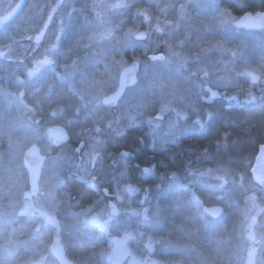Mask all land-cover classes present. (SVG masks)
<instances>
[{
  "label": "rangeland",
  "instance_id": "rangeland-1",
  "mask_svg": "<svg viewBox=\"0 0 264 264\" xmlns=\"http://www.w3.org/2000/svg\"><path fill=\"white\" fill-rule=\"evenodd\" d=\"M39 1L36 4L35 0H0V19L15 11L4 23L11 21L21 9L20 5L22 7L26 2L25 8L28 10L20 14V22L27 30V42L22 41L25 45H21L25 52L32 54L31 59L20 60L18 65L24 67V82L21 80L23 89L21 86L18 89L10 88L6 84L0 86V264H22L34 259L39 260L40 264H58L48 249L50 240L43 246L35 240L23 238L22 231L29 221H32L31 229L39 226L41 235L45 233V228H51L55 237L62 242L65 240L66 245L75 250L73 254H78L80 264H94L96 255L104 263L106 255L112 252V239L122 235L128 237L130 257L141 259L143 264L151 260L169 264V255H175L177 248L186 250L189 264H264V197L260 195L264 189L245 196L238 220L220 239L201 237L185 226V222L173 221L169 214L176 210V200L171 203L172 207L147 203L148 191L145 189L133 194L121 191L122 201L116 207L118 215L110 221L107 215L110 211L107 207L109 200H96L93 205L82 207L78 213H65L56 196L70 164L79 163L83 175L80 178L90 174L88 159L91 148L96 145L99 153L104 139L109 135L122 138L126 131L140 129L143 132L139 136L151 138L150 144H167L177 141L185 133L202 129L199 126L192 128L196 120H201L205 127L219 109L228 107L226 104L231 103L229 108L237 104L251 106L260 101L264 104V27L254 31L237 29L233 25L220 26L213 18L203 17L200 20L189 16L187 7L181 16L179 8L187 3L186 0H124L131 4L126 9L111 7L121 0ZM213 2L201 0L200 4L205 5L204 10L209 7L214 15H218L210 7ZM218 2L221 8L227 9L222 6L221 0ZM57 4L63 7L57 8ZM150 6L157 8L156 13H151ZM53 8L56 10L53 11ZM138 9L147 11L150 20L145 21L137 16ZM157 21L161 26L167 22V35L155 31ZM47 22L50 25L45 32ZM129 29L135 33H145V38L140 40L135 35L130 36ZM109 30L111 35H105ZM41 36L42 41H38L37 38ZM72 41L75 42L71 46L69 43ZM69 45L74 50L63 55V63L52 79L67 86L79 98L82 106L91 107L90 112H97L102 105V97L116 89L120 71L132 60L139 61L137 83L126 89L117 104L106 106L111 117L105 126L93 123L94 126L89 128L85 126L87 122L83 121L80 134L88 138V142L84 151L76 157L77 162L67 146L59 145V141L48 135L47 126H43L38 118L44 108L38 96L48 97L56 90L54 83H43L48 78V66L59 60L64 46ZM170 48L180 54L179 60L158 62L151 59L159 55L170 56ZM4 55L0 51V58ZM45 60L49 62L40 63ZM28 72H33V75L29 76ZM248 72H254L261 78L253 83L251 77L244 74ZM17 74L20 75V72ZM245 81L249 84L246 91ZM29 86L33 91L27 94ZM205 86L217 89L226 104L217 99L210 104L204 103L202 98L208 95ZM165 101H170V105L161 112ZM54 108L64 111L62 106ZM79 109L73 110L76 115ZM177 112L185 115L178 117ZM209 113L212 115L209 116ZM76 115L71 116V121L77 120L79 115ZM157 117L160 119L157 120ZM170 122H176V127L170 128ZM97 128L101 131L97 132ZM97 141L102 143L97 145ZM32 143L40 146L46 158L41 168L39 192L26 198L25 193L30 191L22 158ZM259 149L264 151V144ZM120 152L127 153L123 149ZM92 165L94 167L95 164ZM195 170L194 177L190 179L193 184L211 176L200 168ZM227 180L226 174L213 175L211 185L219 192L217 198L225 199ZM125 187L122 185L120 189ZM191 197L201 202L197 194ZM26 203L30 209L25 221H21L19 211ZM89 208L93 209L90 215L82 214ZM157 210L159 222L155 223L153 218L157 216ZM98 214L102 221H109L107 227L92 219ZM144 214L148 216V222H144ZM254 215L258 218L256 236L250 240L247 231ZM88 230H99L105 238L103 247L96 249L95 254H89V257L84 239ZM78 246L85 250L79 251ZM201 250L205 251L201 253ZM197 254L202 255L201 260L193 261ZM123 264H128V259Z\"/></svg>",
  "mask_w": 264,
  "mask_h": 264
},
{
  "label": "trees",
  "instance_id": "trees-1",
  "mask_svg": "<svg viewBox=\"0 0 264 264\" xmlns=\"http://www.w3.org/2000/svg\"><path fill=\"white\" fill-rule=\"evenodd\" d=\"M239 1L241 0H221L222 6H226L236 16L254 10L258 2V0H248L249 7L242 8L236 6ZM35 2L39 4L40 1L35 0ZM25 3L11 21H7L0 27V51L5 53V56L0 58V86L6 84L10 88L16 89L21 87L23 89L24 87V67L18 65L20 60L31 59L32 55L23 50L24 43L27 42L25 40L27 30L20 22V14H25L26 11L24 12V10H28V8H25L27 5ZM150 8L151 13H156L157 8L153 6H150ZM132 9L129 15H131ZM73 42L75 41L69 44L72 46ZM70 45L68 47L64 46V52L61 54L60 59L49 65L47 69L48 78L43 83L44 85L50 82L54 83L56 90L48 97L36 95L44 107L38 115L39 122L43 126L65 125L69 132V139L63 143V146H67L69 151H73L76 158L84 151L88 142V138L80 134L83 131V121L87 122L85 126L89 128L94 126L93 123L105 126V122L111 115L107 113L108 109L104 105H100L97 112H90L92 111L91 107L82 106L79 98L67 86L60 85L55 82V79H52V76L63 63V55L73 52L74 47L72 49ZM31 52L33 53V51ZM7 59H10L8 60L10 62H7ZM12 61L18 62V64ZM17 72H20V75ZM17 75L19 76L17 77ZM248 86L249 84L245 81L244 91L248 89ZM31 88L32 86H29L26 89L27 94L33 91V88ZM219 102L226 104L222 99ZM230 104H226L228 107L219 109V112L204 128L199 131L185 133L177 141L167 142V144H150L151 138L145 135L139 136L143 132H140V129H130L126 131L122 138L119 135L118 137L107 135L108 137L103 142V148L99 152L100 158L98 157L95 164L101 162L99 160L101 159L104 164L109 166L110 161H116L112 158H116L121 149L126 150L129 156L121 162L125 163V169L128 171L127 179L135 181L140 186L142 185V188L148 187V194H154L158 191V188L155 190V185L161 189L163 188L159 191L160 199L157 201L161 207H172L171 203L175 200L174 203H178L174 213L170 212L169 218H172L173 221L185 222V226H189L193 233L200 236L204 230L206 237L213 238L215 229H220L221 234L224 235L238 220V213L245 196L264 189V184L257 183L251 174V168L259 147L264 144V111H249L250 108L254 109L255 106L259 108L262 103L260 101L251 106L237 104L229 108ZM53 106H62L64 111L59 113L57 117H53L51 116L53 109L55 111L60 109ZM77 107H80L77 113L79 116L74 112ZM74 115L78 116L77 120L67 124L66 121H71V116ZM79 118H84V120H78ZM77 148H79L78 151ZM145 167L153 169L151 174L142 175V170ZM195 168H200V170L209 173L211 176H208L201 183L196 182L193 184L190 179L194 177ZM169 170L182 175L189 174L186 175V180H183L184 183L180 181L181 183L172 187V193L162 198L161 192L167 188L165 182L169 180ZM226 172L228 185L225 199L217 198L219 192L211 185L213 175H225ZM187 180H189V183H186ZM84 184L86 185V183ZM84 193L73 191L71 195H75L76 199L71 201V205L74 201L78 206L82 205L85 200ZM192 194H197L201 198L199 204L192 199ZM260 195L264 197V191ZM168 196L172 197L169 198ZM149 203L152 202L149 201ZM216 204L223 207L222 217L211 219L203 214L201 210L203 206ZM44 235L45 240L49 241L51 238L50 231L46 230Z\"/></svg>",
  "mask_w": 264,
  "mask_h": 264
},
{
  "label": "flooded vegetation",
  "instance_id": "flooded-vegetation-1",
  "mask_svg": "<svg viewBox=\"0 0 264 264\" xmlns=\"http://www.w3.org/2000/svg\"><path fill=\"white\" fill-rule=\"evenodd\" d=\"M186 1H187L186 4H181V5H184L185 7H187V13L189 14V16H191V15L195 16L197 19H200V20L203 17L210 18V20H211L215 16L214 13L212 12V10L209 7H207V10L203 9V7L205 5H201L200 4L201 0H186ZM223 7L226 8V6H223ZM222 97L223 96L220 94V98L218 100H221ZM68 135H69V132H68ZM61 144H63V143H59V145H61ZM72 152L73 151H71V150L69 151L70 154H72ZM122 154H123L122 152L121 153L118 152L117 157L116 158H112V160H116V161H114V162L110 161V165L109 166L104 164V162H102L101 159H99L101 162L95 164L94 167H92L93 166L92 164H89V168H90L89 171H91L92 173L90 172V174L88 176H86V178H84V177L80 178V176L82 177L83 175L81 174V170L79 169V163L70 164V167H69L68 171H66L67 174L66 175L64 174L63 182L57 188L56 196H57V199L61 203L60 207L62 209L61 208L60 209L63 212H65V213H78V212H80L79 210L82 209V207H84L86 205H93V202L96 201V200H101L102 202L109 200L108 201L109 203H114L116 205V207H117V204H119L122 201V199H120V200L116 199V192H117V185L118 184H119V189H120V187L122 185H123V187L126 185L127 187L128 186H131L133 188L137 187L136 189L139 191V193L143 189L148 191L149 190L148 187L142 188V185L140 186V184L136 183L135 181L127 179L128 171L125 169V167H126L125 163L121 162L122 160H125V158H122ZM43 155L45 156L44 153H43ZM45 158H46V156H45ZM73 160L76 162V158L75 157H74ZM145 168H148V167H145ZM169 172H170L169 173V180L165 182V185L167 186V188L163 192H161L162 193L161 196H163L162 198H164L165 195H167L169 193H172V187H170V185L172 184L173 174H175V176L178 178L176 183H175V185H177V184H179L181 182L184 183L185 181L183 182V180L186 178V175L189 174V173H187L186 175L185 174L182 175V174H178V173H176V172H174L172 170H169ZM121 174H123V175H121ZM93 178H95V181H93ZM187 182L189 183V180H187L186 183ZM84 183H86V185ZM28 185H29V180H28ZM84 186H85V188H83ZM28 188H29L30 193H25V197L26 198L31 197L34 194L39 192V188H38L37 192H32L30 190V185H29ZM154 188H155V190H156V188H158L157 189L158 191L155 192L154 194H152V193H150L148 195L146 194V199H148L147 203H149V201H150L154 205H157V204H159V202L157 203V201H158V199H160L159 191L163 190V188L161 189L159 186H156V185H155ZM105 189H107V192H105ZM73 191L76 192V193H77V191L85 192L84 193L85 200H84L82 205L78 206V204H75L76 201L72 202L73 205H71V201L76 199V197H74L75 195H73V196L71 195ZM168 197L171 198L172 196H168ZM205 206H211V205H205ZM205 206H203V207H205ZM203 207L201 209L202 212H203ZM24 208H26V211L22 214L21 210L24 209ZM22 209L19 211V214H20L19 219L21 221H25V216H26V213L30 209V205L28 203H26V204H24ZM222 209H223V207H222ZM203 214H205V213L203 212ZM222 214H223V212H222ZM219 217H217V218H211L210 217V218L211 219H218ZM31 224H32V221H29V222H27V227H24V229L22 231L23 238L25 240H27V239L35 240V242L41 243L42 245L44 244L43 246H46L45 243L49 242V241L45 240V235L44 234L41 235V230H39L40 229L39 226H35L33 229H31ZM255 224L252 223V218H251V222H250L249 227L253 226L254 238L256 236ZM249 227H248V231H247V238L248 239H249V237H248ZM46 230L50 231V234H51V238H50V243L48 245V249H49V246L52 243L53 239H56L59 243L63 244L66 256L69 259L73 260L76 264H80L81 263L79 258H77L78 254H73V253H75V250L70 249V247H68V245H66L67 243H66L65 240L62 242L60 239L55 237L52 234V229L51 228H45V231ZM227 231H229V230H227ZM39 232H40V234L38 235ZM90 232L91 231L88 230V232L85 233L86 235L84 237V239L86 241V244H87L86 250H87L88 257H89V254H93V253L95 254V252L97 251L96 249H100V248L103 247V242H104V239H105L103 233L100 232L99 230H97V231L93 230L91 233ZM92 233H93V235L91 236L90 234H92ZM205 234H206V232H204V230H203V233H202L201 237L206 238ZM213 235H214V239H220L222 237L221 230L220 229H215L213 231ZM30 237H32V238H30ZM127 239H128V237H127ZM253 239H250V240H253ZM95 241H96V244H95ZM94 245H95V247H94ZM78 247L77 248L81 252H83L85 250L83 247H80V246H78ZM112 248H113V239H112ZM178 249L179 248H177V250H176L177 253L175 255H174V253H171L169 255V257H170V259H169L170 263L169 264H189V260H186V259H188V257H186L188 255L186 250H184V249L178 250ZM176 251H174V252H176ZM203 251H205V250H201V253H203ZM263 255H264V252H263ZM98 256L99 255H96L97 260L93 262L94 264H108L106 262V257H105V260H104L105 262L103 263V262L99 261ZM173 257H176L177 259H174ZM179 257H181V260L179 259ZM131 258H136V257H130V254H129V256L127 258L128 259V264L130 263V259ZM201 258H202V255L201 254H197L196 257L194 256L193 261H195V259L201 260ZM137 259H139V258H137ZM88 260H89V258H88ZM139 260L141 261V259H139ZM35 261L38 262V264H40V261L36 260V259L31 260L28 263H22V264H31L32 262H35ZM154 261L158 262V264H161V262L158 261V260H154ZM141 264H143L142 261H141Z\"/></svg>",
  "mask_w": 264,
  "mask_h": 264
},
{
  "label": "snow or ice",
  "instance_id": "snow-or-ice-1",
  "mask_svg": "<svg viewBox=\"0 0 264 264\" xmlns=\"http://www.w3.org/2000/svg\"><path fill=\"white\" fill-rule=\"evenodd\" d=\"M236 6L237 7H242V8H247V7H249L248 0H241L240 3L236 4ZM56 7L57 8L63 7V5L62 4H57ZM111 7L113 9H121V8H125L126 9V8L131 7V4L129 2H124V0H121V2H118L116 4L111 5ZM210 7H212L214 9V11L218 14V15H215L213 17V20L216 21L220 26H231V25L235 24L237 27H241V26L242 27H254V26L264 27V25H257V24H250L249 23V21L252 20L253 17H255L256 20H258V21L264 20V0H258L257 5L254 8V10L246 11L243 18H237V17L233 16L227 9L221 8L220 3L218 2V0H214V2L211 3ZM55 10L56 9L53 8V11H55ZM184 10H185V6L184 5H180L179 14L181 16L184 15ZM136 15L140 16V17H143V19L145 21L150 20L149 13L147 11H141V10L138 9L137 12H136ZM49 19H51V17H49ZM167 26H168L167 22L165 23L164 26H161L160 22L157 21V25H156L155 31L156 32H160L163 35H167L168 34V32L166 31ZM173 27H174V25H173ZM128 34L130 36L136 35L137 38L140 39V40H142L144 38V36H145V33H143V32L135 33V32H133L132 29H129ZM105 35L110 36L111 35V30H109ZM37 39H39V38H37ZM181 43H183V42H181ZM169 51L171 52L170 56L159 55V56H153V57H151V59L153 61H158V62H171L173 59H176V60L180 59V54L177 51L173 50L172 48H170ZM233 55H235V53H233ZM48 62H49L48 60H45V61L40 62V63H48ZM75 63L76 62L74 61L73 64H75ZM136 67H137V65L133 64L131 69L125 68V70H124L125 75L128 76L132 80L133 83H135V77L131 76L130 74L133 72V70ZM244 74L247 75V76H250L252 81H253V83H256V81L261 78V77H258L257 75H255L254 72H248V73H244ZM28 75L32 76L33 72H28ZM123 83H124V80L122 78V81H121V86L122 87H123ZM211 95L213 97H215L216 93L213 92ZM249 96H251V93H249ZM81 98L83 99L84 97L82 96ZM119 98H120L119 93H117L113 97L106 98L104 100V103L105 104H110V103L114 102L115 100H118ZM21 103H22V101H21ZM141 103H143V101H141ZM169 105H170V101H165L163 103L160 111L161 112L166 111L168 109ZM62 111H63L62 109L53 111L52 116L53 117H57L59 115V113L62 112ZM249 111L250 112H252V111H264V104H261L260 107L257 108V109L250 108ZM184 115H185V113H183V112H177V116L178 117H183ZM208 115L211 116L212 114L209 113ZM156 119L159 120L160 117H157ZM66 123L67 124H71L72 121H66ZM197 126H199L200 128L204 127V125L202 124L201 120H196L195 123L192 125V128H196ZM109 127H111V125H109ZM169 127L170 128H175L176 127V122H170ZM96 131L100 132L101 129L97 128ZM66 138L67 137H65V139ZM101 143H102V141H97L96 142L97 145L101 144ZM76 150L78 151L79 148H77ZM98 155H99V153H98L97 147H96V145H93L92 148H91V151L89 153L88 163L95 164L96 161H97ZM127 155H128L127 153H123L122 154V158H126ZM151 172H152V169L145 168V169L142 170V175H148V174H151ZM225 174L227 175V172ZM121 175H123V174H121ZM177 179L178 178L175 176V174H173L172 184L170 185V187H174L175 186V183H176ZM260 180H261V183L264 184V177H260ZM93 181H95V178H93ZM33 187L35 188V184L33 185ZM121 191H123L125 193H128V194H133V193H135L137 191V189H135V188H133L131 186H128V187H125L124 189L121 190V189H119V184H118L117 185V192H116V199L117 200L121 199ZM105 192H107V189H105ZM193 199H196V198L193 197ZM249 199L254 200L255 197H250ZM196 203L199 204V201L197 200ZM107 207L110 209V211L107 213V215L109 217V221H110V220L114 219L118 215V210H117L115 204L108 205ZM92 211H93V209L89 208V209L86 210V212H84L82 214L90 215L92 213ZM205 211H208V210L205 209ZM133 215L140 216L141 213H133ZM92 219L94 221H97V222L101 223L103 227H107L108 226L109 221H102L100 214H98L96 216H92ZM148 219H149L148 216L146 214H144V222H148ZM153 222H155V223L159 222V220H158V210H157V216L153 218ZM109 259H112V257L110 256ZM64 264H68V262L65 261Z\"/></svg>",
  "mask_w": 264,
  "mask_h": 264
},
{
  "label": "water",
  "instance_id": "water-1",
  "mask_svg": "<svg viewBox=\"0 0 264 264\" xmlns=\"http://www.w3.org/2000/svg\"><path fill=\"white\" fill-rule=\"evenodd\" d=\"M245 15L242 14L239 18H243ZM3 20H0V23ZM250 24H257V25H263L262 20L258 21L255 17L252 18V20L249 21ZM236 28H243V29H253V30H261L263 27L260 26H254V27H237L235 24H233ZM137 38V36L135 35ZM145 38V36H144ZM143 38V39H144ZM136 64L137 67L133 70V72L130 74L131 76L135 77V83L132 82V80L125 75V68H132V65ZM139 71V61L133 60L130 62V64L126 67H124L120 73L118 78V85L114 91L111 93L105 95L102 97V104L108 105L104 103V100L106 98L113 97L117 93H119L120 98L125 93L126 89L134 86L137 83V73ZM256 75V74H255ZM122 78L124 80L123 87L121 86ZM205 90L209 92V96L206 98H203V101L207 104H210L214 101V99L220 98V94L216 89H212L209 86L205 87ZM215 92L216 96L213 97L211 94ZM119 98V99H120ZM115 100L114 102L110 104H117L119 101ZM48 135L53 138L55 141H64L68 138L67 130L62 125H52L47 128ZM65 137H67L65 139ZM45 156L41 153L40 147L33 143L31 144L23 154V166L26 168L28 177H29V185L30 190L32 192H37L39 188V178L41 174V167L43 165ZM252 176L254 180L258 183H261L260 177H263L264 175V151L263 149L260 150L258 157L253 165V168L251 170ZM35 184V188L33 185ZM114 204V203H110ZM207 209L208 211H205ZM26 211V208L21 210V213L23 214ZM222 207L219 205H211V206H205L203 207V212L207 214L208 216L212 218H217L222 214ZM257 221V217H252V223L255 224ZM249 239L254 238V232H253V226L249 227V233H248ZM127 242L128 239L125 235L122 236H116L113 238V248L110 255L106 256V262L108 264H122L129 256L130 251L127 249ZM49 251L51 252L52 256L57 260L59 264H64L65 261L68 262V264H76L73 260L69 259L66 256L63 244L59 243L56 239H53L52 243L49 246ZM112 257V259H109V257ZM31 264H38V262H32ZM129 264H141V261L137 258H131ZM148 264H158V262L152 260Z\"/></svg>",
  "mask_w": 264,
  "mask_h": 264
}]
</instances>
